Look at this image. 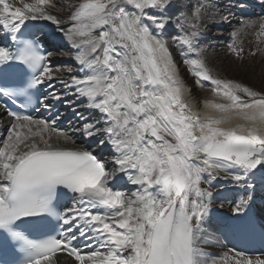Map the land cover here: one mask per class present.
I'll return each mask as SVG.
<instances>
[{"label": "snow or ice", "instance_id": "6c2138e0", "mask_svg": "<svg viewBox=\"0 0 264 264\" xmlns=\"http://www.w3.org/2000/svg\"><path fill=\"white\" fill-rule=\"evenodd\" d=\"M256 7L264 0H0V252L19 253L3 264H60L57 253L74 264H264L235 246L214 251L221 228L258 231L264 244V206L252 211L264 193V81L213 75L200 46L209 20L231 25ZM238 23L264 37V15ZM237 34L226 56L238 67L264 58ZM182 67L193 89L226 101L207 105L219 118L188 108ZM233 120L244 123L218 127ZM219 181L244 189L230 223L213 219Z\"/></svg>", "mask_w": 264, "mask_h": 264}, {"label": "bare ground", "instance_id": "6f19581e", "mask_svg": "<svg viewBox=\"0 0 264 264\" xmlns=\"http://www.w3.org/2000/svg\"><path fill=\"white\" fill-rule=\"evenodd\" d=\"M10 3H12L14 6H21V0H9ZM25 2H33V0H25ZM53 3L57 4L58 6H67L68 4H76L78 3V0H52ZM55 14L58 16H66V12H56L55 9L52 10ZM247 12L248 15H245L241 17V14L238 10L235 11V15L231 16L230 19L232 21L231 25H229L227 22L221 23L219 18L215 20H209L208 21V28L204 32L203 36L200 38V46L207 50V62L209 67L213 70V75H216L219 78H227V79H233L237 82H242L247 85H251L256 89H259L261 87L262 81H264V58L257 57L255 64H252L249 62V64L244 67L240 68L237 66V63L234 61L233 57L226 56L227 46L229 44L233 43V37L229 34L227 35L223 31H216V28H222L223 29H234L238 30V34L235 37V44L237 47H242L245 51V54H247L249 51L255 50L257 46L264 47V43H261V41H264V37H261L258 35V27H242L240 23H238L239 20L243 19L244 24H252V25H258L259 19L262 14H257L256 12L252 11V9H248ZM251 15L254 14V15ZM47 24L48 22H40ZM212 29V32H210ZM44 32H50L51 27H45L43 29ZM231 31V32H232ZM3 35V33H2ZM182 75L184 76V82L186 86V91L184 93V100L188 104V108L191 110V112L199 116L201 120H205L208 116H213L216 118H219L222 114L219 112H216L215 110L207 107L209 103H225L220 97L219 99L212 100L210 97L213 94L210 92V94L206 93L204 91V88L196 87L193 89L192 86V78L187 75L186 72H184L183 68L181 69ZM59 87V85H57ZM192 89V90H188ZM206 90V88H205ZM47 91V89L45 90ZM190 92V93H189ZM209 92V91H207ZM212 93V94H211ZM210 96V97H209ZM71 98V97H69ZM197 104H202V110L200 109H193V106ZM61 111H63V108H60ZM80 111H85L83 107L80 108ZM42 114L47 117L50 115V113L47 110H43ZM6 120H0V132L3 131V125L6 124ZM242 121H231L228 123H224L219 125L218 127L227 129L229 128L231 123H241ZM233 125V127L236 126ZM255 182V181H254ZM244 195V189L234 186L230 182H224L219 181L217 182V197L218 200L225 202V207L223 209L219 208V204H217L216 208L213 209V219H221L223 218L225 222L228 223V217L231 216V212L229 210V204L232 200L238 199L241 196ZM261 195H264V193L261 192L259 187L257 188L256 192V201H255V212L257 213V210L260 209L262 206H264V199H261ZM216 235L220 239V244L224 245L225 247L221 249L219 246H216L214 248V251L216 252H222L226 251L228 247L234 246V242L230 238L232 233L227 228H221ZM213 245H216V241H211ZM262 254H255V255H249V256H260ZM60 258V264H74V261L71 257H68L65 253H58L57 256L53 257V260L55 261L56 258Z\"/></svg>", "mask_w": 264, "mask_h": 264}, {"label": "rangeland", "instance_id": "374dc122", "mask_svg": "<svg viewBox=\"0 0 264 264\" xmlns=\"http://www.w3.org/2000/svg\"><path fill=\"white\" fill-rule=\"evenodd\" d=\"M216 31H223V32H225L227 35H229L230 33H231V31H232V29H223V27L221 28H216L215 29ZM169 31L171 32V31H175V29H169ZM210 32H212V29H211V31ZM165 39H168V36L167 35H165ZM183 68V67H182ZM205 84H207V82H205ZM205 88H206V90H205ZM204 88V91L206 92V93H208V94H210V92H211V90H210V88L209 87H205ZM207 91H209V92H207ZM212 94V93H211ZM212 97H210L212 100H214V99H219L220 97L219 96H216V95H214V94H212L211 95Z\"/></svg>", "mask_w": 264, "mask_h": 264}]
</instances>
